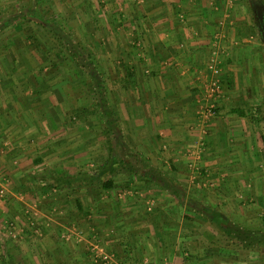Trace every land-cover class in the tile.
<instances>
[{
  "label": "crops",
  "instance_id": "crops-1",
  "mask_svg": "<svg viewBox=\"0 0 264 264\" xmlns=\"http://www.w3.org/2000/svg\"><path fill=\"white\" fill-rule=\"evenodd\" d=\"M136 1L109 18L122 44L109 27L108 55L120 65L104 72L100 126L86 115L67 126L43 82L5 86L0 264H264V34L249 14L264 0ZM7 56L15 66V52ZM211 60L220 74L209 112ZM65 153L78 171L98 157L100 173L74 177L57 161ZM33 182L63 196H42L46 226L25 219L21 234L8 221L33 209L21 204L28 194L40 199Z\"/></svg>",
  "mask_w": 264,
  "mask_h": 264
},
{
  "label": "rangeland",
  "instance_id": "rangeland-1",
  "mask_svg": "<svg viewBox=\"0 0 264 264\" xmlns=\"http://www.w3.org/2000/svg\"><path fill=\"white\" fill-rule=\"evenodd\" d=\"M244 1L248 4H255V1L258 0ZM127 2L130 6H136L138 1L0 0V98L6 97L8 92L9 94L11 93L10 88L8 90L5 89V86L9 85L8 81L12 82L13 80V82L17 81V83L26 81L27 84L43 82L48 85V89L46 90L48 96L53 97L57 102L55 103L56 105H53L56 106L53 110L64 116V122H66L67 126L71 128L76 123L82 122L80 119H83L84 115H86L85 122L100 126L103 123L102 121L106 111V105L104 103L106 98L104 72L106 70H112V67H119L120 65L118 54L115 58L108 55L110 52L115 51L108 47L110 33H112L110 31L113 30V34H116V39L119 44H122L120 25H115L111 22H115L123 15L121 8ZM253 11L254 9L252 7L249 8L251 19L256 25V32L260 36L264 32L259 28V22L256 20ZM259 11L264 12L263 2L262 9ZM111 17H114V19L110 22L109 18ZM109 27H112V30ZM118 48L121 50L120 47ZM7 50L10 52L14 51L16 54V58H14L16 59V65L11 68L9 67L11 64L9 63ZM76 52L80 55L81 60H83L90 73L98 78V88H101L99 93L97 92L93 95L88 90V84L91 81L88 73L86 70L77 67L71 57V54ZM9 70H11L10 73H8ZM36 87L37 85L33 87L29 85L27 90L32 91L33 95L38 91ZM33 88L36 89L33 90ZM96 99L99 101L98 105H94V100ZM50 106L54 108L52 105ZM52 108H48L49 112ZM89 114L90 116H88ZM102 129L103 126L98 127L99 134L97 136L105 140L106 138L103 136L105 131ZM70 155L69 153L62 154L60 155L61 159L57 161H61V164L64 162L66 167H72L73 165L74 168H69V171L71 173L72 171L76 172L74 177H91L93 174L96 176V174L100 173L98 168L100 162L97 161L98 157L95 161H89L88 159L82 160L83 162L79 167V172L76 165H74L77 160H74ZM91 162H94L96 171H93L94 167H88L92 164ZM111 164L113 165V163ZM114 166H116L115 169L118 168V165ZM118 172L121 171L118 169ZM95 182L97 184L96 187L100 188V182ZM3 187H6V185H3ZM3 187H0L3 190V196H0L1 200H4L5 197ZM35 187L39 189L40 199L36 200L35 196L31 193L27 196L28 202H20L25 207L32 206L33 209L28 208L27 216L25 218L23 217V219L21 218V221H18L15 217L12 218L13 221H8V225H11L10 227H16L18 231L22 232L21 234L25 233L21 227L25 219H27L32 230H37V228L41 229L40 226H46L44 224V214L42 215L41 213L43 211L41 210V203L45 202L42 196L46 197L47 195L52 199H56V196H63L61 191H59L61 195H59L58 191H54V193L52 190L55 187L52 186L43 192L40 188L45 187H40L39 184H35L34 182L31 183V188L34 189ZM28 188L27 191L32 192L29 186ZM71 188H74V185ZM20 194L23 195L21 191L19 192ZM31 196H34V198L31 199ZM57 200L54 202H57ZM50 210L54 212L59 211L60 213L57 205L51 207ZM63 211L61 209V212ZM65 217L66 220L70 218L69 216ZM50 222L49 224H51ZM40 232L33 233L38 236ZM8 252V250L2 248V258ZM4 264H6V261H4Z\"/></svg>",
  "mask_w": 264,
  "mask_h": 264
},
{
  "label": "built area",
  "instance_id": "built-area-1",
  "mask_svg": "<svg viewBox=\"0 0 264 264\" xmlns=\"http://www.w3.org/2000/svg\"><path fill=\"white\" fill-rule=\"evenodd\" d=\"M207 68L209 70L210 76L205 84V94L208 100V111H213L215 107V100L219 93V67L214 60H211ZM0 196H3V190L0 189Z\"/></svg>",
  "mask_w": 264,
  "mask_h": 264
},
{
  "label": "trees",
  "instance_id": "trees-1",
  "mask_svg": "<svg viewBox=\"0 0 264 264\" xmlns=\"http://www.w3.org/2000/svg\"><path fill=\"white\" fill-rule=\"evenodd\" d=\"M73 61L75 62L77 67H80L84 70H86V72L88 73L89 77H90V83L88 84V90L90 91V93H92L93 95H95L97 92L99 93L100 89L98 88V78L91 74L90 71L87 69L85 63L83 62V60H81L80 55L76 52L74 54H71ZM100 85V84H99ZM100 95V94H99ZM99 101L96 99L94 100V105H98ZM115 159V157H114ZM102 187H105V185H103ZM108 187V186H107Z\"/></svg>",
  "mask_w": 264,
  "mask_h": 264
},
{
  "label": "water",
  "instance_id": "water-1",
  "mask_svg": "<svg viewBox=\"0 0 264 264\" xmlns=\"http://www.w3.org/2000/svg\"><path fill=\"white\" fill-rule=\"evenodd\" d=\"M256 16H258V13L256 12ZM259 19V26L262 29V31L264 32V16H258L257 17Z\"/></svg>",
  "mask_w": 264,
  "mask_h": 264
},
{
  "label": "flooded vegetation",
  "instance_id": "flooded-vegetation-1",
  "mask_svg": "<svg viewBox=\"0 0 264 264\" xmlns=\"http://www.w3.org/2000/svg\"><path fill=\"white\" fill-rule=\"evenodd\" d=\"M257 13H261V14H258V16H260V15L264 16V12H262V11H258V10H257ZM257 20L259 21L258 18H257Z\"/></svg>",
  "mask_w": 264,
  "mask_h": 264
}]
</instances>
